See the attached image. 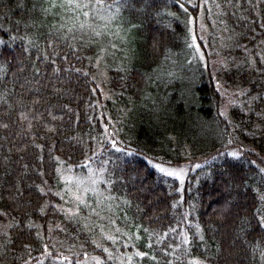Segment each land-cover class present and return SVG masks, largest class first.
Instances as JSON below:
<instances>
[{
  "label": "trees",
  "instance_id": "trees-1",
  "mask_svg": "<svg viewBox=\"0 0 264 264\" xmlns=\"http://www.w3.org/2000/svg\"><path fill=\"white\" fill-rule=\"evenodd\" d=\"M84 259L264 264V0H0V264Z\"/></svg>",
  "mask_w": 264,
  "mask_h": 264
},
{
  "label": "rangeland",
  "instance_id": "rangeland-1",
  "mask_svg": "<svg viewBox=\"0 0 264 264\" xmlns=\"http://www.w3.org/2000/svg\"><path fill=\"white\" fill-rule=\"evenodd\" d=\"M158 169L164 173L175 176L182 182L185 178L187 169L186 166H170V165H156ZM173 173H178V175H173ZM78 175L73 174L71 171L62 170L61 178L64 183V207L65 209L74 210L76 208V203L83 200L86 192L91 190L93 187V182L96 178H91L87 180L85 178L76 177ZM85 260H81L80 263L84 264ZM95 264L99 263V259L94 261Z\"/></svg>",
  "mask_w": 264,
  "mask_h": 264
},
{
  "label": "snow or ice",
  "instance_id": "snow-or-ice-1",
  "mask_svg": "<svg viewBox=\"0 0 264 264\" xmlns=\"http://www.w3.org/2000/svg\"><path fill=\"white\" fill-rule=\"evenodd\" d=\"M77 6H80V5H77ZM173 175H178V173H173ZM141 255H143V254H141Z\"/></svg>",
  "mask_w": 264,
  "mask_h": 264
}]
</instances>
